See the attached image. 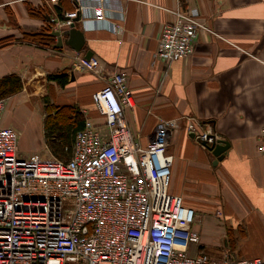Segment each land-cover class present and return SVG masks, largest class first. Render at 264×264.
<instances>
[{
	"label": "crops",
	"instance_id": "obj_1",
	"mask_svg": "<svg viewBox=\"0 0 264 264\" xmlns=\"http://www.w3.org/2000/svg\"><path fill=\"white\" fill-rule=\"evenodd\" d=\"M97 2L81 0L76 28L84 41L78 51L56 47L57 37L52 46L34 39L76 9L72 0H0V80L16 76L22 86L7 101L77 105L83 116L102 122L92 95L115 72H127L135 106L126 118L139 142L149 144L159 118L178 123L168 147L174 157L170 190L196 212L192 228L201 241L190 254L216 261L264 258V153L258 150L264 128V0ZM177 10H198L209 30L199 31L193 55L166 62L155 52ZM90 52L101 61L95 72L78 61ZM50 75H66L68 83L62 87ZM8 107L2 123L16 129ZM190 117L230 143L218 163L188 132Z\"/></svg>",
	"mask_w": 264,
	"mask_h": 264
},
{
	"label": "built area",
	"instance_id": "obj_2",
	"mask_svg": "<svg viewBox=\"0 0 264 264\" xmlns=\"http://www.w3.org/2000/svg\"><path fill=\"white\" fill-rule=\"evenodd\" d=\"M72 2L76 9L51 21V30L81 17V0ZM173 13L155 52L166 62L193 55L199 31L209 30L198 10ZM78 61L89 71L102 66L97 57ZM7 99H0V264H264L261 257L216 261L190 254L201 241L192 228L196 212L170 190L168 147L178 123L159 118L143 146L126 118L135 106L127 72H115L92 95L104 121L84 116L67 160L21 157L18 130L2 123ZM187 130L207 146L222 140L194 117ZM258 150L264 153V128Z\"/></svg>",
	"mask_w": 264,
	"mask_h": 264
},
{
	"label": "trees",
	"instance_id": "obj_3",
	"mask_svg": "<svg viewBox=\"0 0 264 264\" xmlns=\"http://www.w3.org/2000/svg\"><path fill=\"white\" fill-rule=\"evenodd\" d=\"M38 35L41 37L38 38V36H35V41L48 46L54 45L55 38L51 35V28L49 26H46L42 31L38 32ZM49 80L56 81L62 87L68 83L66 75H50ZM21 90L22 86L16 80V76H9L0 80V99L11 97ZM62 114H65V116L60 117ZM51 115H54L53 120L49 118ZM84 123L83 112L77 105L55 106L54 113L46 115L44 128L47 139L52 135L58 136V143L57 145L54 144L56 146L49 144L55 154L53 157L67 160L71 156L75 135L84 127Z\"/></svg>",
	"mask_w": 264,
	"mask_h": 264
},
{
	"label": "rangeland",
	"instance_id": "obj_4",
	"mask_svg": "<svg viewBox=\"0 0 264 264\" xmlns=\"http://www.w3.org/2000/svg\"><path fill=\"white\" fill-rule=\"evenodd\" d=\"M34 101L32 104L24 103L16 105L12 100H9L7 101V105L9 106L7 114L9 118L18 122L19 127L16 129L19 132V151L21 157L28 158L31 155L38 154L42 157L51 158L55 154L49 144L57 145L58 136L52 135L47 139L43 120H45L46 115L54 113L55 106L45 104L46 102L41 98L40 100L35 98ZM53 116L49 117L51 118L50 120H53ZM62 116H65V114H62L60 117Z\"/></svg>",
	"mask_w": 264,
	"mask_h": 264
},
{
	"label": "water",
	"instance_id": "obj_5",
	"mask_svg": "<svg viewBox=\"0 0 264 264\" xmlns=\"http://www.w3.org/2000/svg\"><path fill=\"white\" fill-rule=\"evenodd\" d=\"M80 15L75 19V23L74 25H72L71 27L65 29V30H51V35L53 37H57L58 38V43L56 44V47H63L64 44L67 45H73V47L75 48V50H80L81 49V45L83 44V36L80 30H78L76 28V22H78L80 20ZM50 19V18H48ZM64 37H68L67 40H64ZM79 37V38H78ZM75 41V42H74ZM75 43V44H73ZM82 43V44H81ZM92 57V53H88L87 54V58H91ZM192 136H194L193 134H191ZM201 144L203 146H205L206 148H208L213 155L216 158V162L218 163L219 161H221L224 156L226 151L230 148V143L227 140H219L215 145L213 146H207L206 142H201Z\"/></svg>",
	"mask_w": 264,
	"mask_h": 264
}]
</instances>
